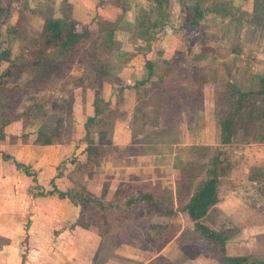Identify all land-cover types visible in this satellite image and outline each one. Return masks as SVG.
Returning a JSON list of instances; mask_svg holds the SVG:
<instances>
[{"label": "rangeland", "instance_id": "1", "mask_svg": "<svg viewBox=\"0 0 264 264\" xmlns=\"http://www.w3.org/2000/svg\"><path fill=\"white\" fill-rule=\"evenodd\" d=\"M245 1L250 2L251 8H254V0ZM2 2L6 1L0 0V3ZM16 2L22 6L24 4V0H16ZM263 10L264 5L261 13L255 17L259 29L260 25L264 23ZM149 13L151 16L152 13ZM16 18L17 16H15ZM25 24L22 23L26 33L19 34V39H15L12 49L14 57L16 53L19 55L14 65L24 66H14L12 75L7 77V83L15 87L19 86L17 100L21 98V103L18 106V111L28 110L33 101L37 105L29 112L28 126L30 127H26V131H33L37 134V130H40L46 134H52L54 140L59 139L60 142L68 144L70 138L78 137L76 126L79 124V114L76 105L78 106L79 103L74 104V98L79 99L78 97L84 94L85 87H89L93 95L98 91L101 92L103 79H105L104 77L108 78L104 72L109 76L118 73V66L109 64V62H113L111 58L113 48L111 50L109 48L115 46L116 43L113 37L108 40L104 37V30L111 24L98 18L94 25V32H90V35L80 45H77L72 51L65 52L62 56L57 54V49L50 48L47 52L48 56L57 58L61 62L64 61L56 67L49 80H35L34 76H38L41 70L31 69L28 66L30 62H21L25 58L20 51L21 46L30 50L35 49L38 43L42 42V32L39 30L41 22L26 24L27 26ZM114 24L117 26L118 23ZM68 25L70 23L67 21L63 28L66 29ZM202 25L198 34L189 36L178 31L173 38L162 39L160 46L166 47V52L159 50L154 58L155 61L150 62L155 70V75L138 88H135V84H133L138 99L132 110V116L127 119L132 129H125L132 133L133 145L126 148H115L109 139L108 132L112 131L110 128L116 122L118 124V120L121 118L118 105H115L114 102V104L104 105V109L98 117V123L96 121L92 129L93 137L96 138L94 144L100 147V155L93 163L80 164L76 159L78 156H72L68 162L66 159L70 156L71 151L64 150L65 144L62 150L60 147H56L54 153L60 154V156L51 175L56 176L58 180L63 178L61 182H58L59 188L63 189L66 184L71 186L76 184L84 187L89 193L111 202H120L126 196L135 195L138 192L155 191L158 195H163L167 201L172 197V204L170 201L167 206L171 204L174 209L178 208L180 203L175 200L176 180L178 179L179 183L185 186L186 194H188L190 189H186L188 183V181L186 183V177L189 180H198L201 177V172L204 171L202 170L203 164L212 149L220 146L218 115L223 108L222 105L219 106V93L225 89L230 80L241 89L255 88L258 85L259 76L264 75V30L260 29L262 31L259 32L258 29L256 33H252L250 28L246 30L248 25L243 20L226 22L219 20L218 23L206 20ZM140 26L144 29L142 25ZM241 27L244 28L242 32H240ZM150 28L154 29V27ZM217 29L220 32H217ZM7 38L8 36H6ZM186 41H189L187 43L189 45H186ZM106 43H109L111 47L106 46ZM178 43L182 46H189L188 54L190 56L187 55L182 62L192 65L195 69L201 68V73L206 79L203 86L204 100L202 102L197 97L191 99L188 95V91L190 92L192 88L198 86L197 83L191 82L190 78L183 73L170 71L172 69H170L169 61L174 55V49ZM245 44L254 46L248 48L247 45L245 47ZM120 62L122 59L119 60ZM5 65L7 64L4 63L1 66V70L6 67ZM69 69H72L73 73L76 71L80 73L79 77L71 76ZM141 75L144 77L147 75L146 67L142 70ZM183 79L186 82V89H184V84L180 83ZM176 82L178 83L175 86L180 91L178 95L181 98L179 100L180 108L177 113H174L176 107L172 102L163 104L160 101L163 100L162 90L170 83ZM26 84L28 85L26 90L30 91L29 95L23 88V85ZM79 86L85 90H79ZM114 88L118 89V87ZM28 96H32L33 99L27 98ZM191 103L200 105L199 109L193 111V118H191L192 115L190 117ZM100 106L103 107L102 104ZM172 117H177V119ZM17 125L21 126V122ZM94 132H96L95 136ZM83 134L84 130L78 139V144L84 143L82 141ZM196 146H205L209 150L202 154L195 149V153L192 148ZM224 150L230 160V170L222 178L219 187L221 199H229L230 195H233L243 201L249 207V214H247L246 208L239 207L237 217L240 220H238V224L242 233L246 234L248 228H242V225L248 223L245 217L249 216L248 219L252 225L250 228L254 230L252 234L247 235V238L246 235H243L238 238V241L235 240L238 242L237 244L232 243V239L228 240L229 246L226 254H244L248 257L249 262L264 260V196L259 194L256 184L247 180L253 169L264 166V143L254 142L252 137L245 136L239 130L233 141L224 146ZM192 162H196V165L192 166ZM188 163L190 166H182ZM186 168L189 170L187 176L179 172L180 169L186 171ZM30 175L26 180L19 178L21 183L23 180L25 181L24 188L14 187L15 184L9 188H2L0 185V249L6 245V250L0 252V255L6 256L9 249L13 250L11 247H7L11 240L16 245H24L23 252L26 253L22 254L23 256H27L32 247H36L34 245L40 244L31 234H29L30 238H27L22 233V228L16 229L13 234L12 230L6 227L7 219L3 216L8 210L21 207L22 204L26 209L24 211L27 212L34 206V193L38 190L36 184L38 180L40 182V177L34 178L32 181ZM130 181H133V184L129 183ZM8 189L14 193H10ZM186 194L182 195L186 196ZM182 198L181 203L187 201L186 197ZM52 204H57V201L48 205L52 206ZM236 209L233 206L232 216L234 214L236 216ZM133 212L134 217L129 215L123 217L119 211L109 210L104 213L101 222L94 221L93 224L97 230L99 225L100 227L102 225L104 229L100 246L102 250L99 251L100 253L98 252L97 256L100 262L104 260L107 264H128L123 259L115 258V247L121 242H129L145 249L143 257L146 259L158 253L147 264H225L220 254L210 256V251L202 248L204 240L199 233L193 230V224L185 212L177 211L174 215L161 218L160 222H166L161 225H164V238H169L167 241L162 237H151L146 231L148 222L158 223L154 221V217L153 219L150 216L142 217L139 210ZM202 221L216 231L232 230L235 232L237 230V221H233L229 214H220L217 209L211 210L207 218ZM21 223L28 226V215L26 218L24 216V222ZM235 237L233 239H237ZM169 242L171 244L167 245ZM164 245L165 247H162ZM18 256L15 254V258ZM2 264L5 263L2 262ZM7 264L19 263L11 260Z\"/></svg>", "mask_w": 264, "mask_h": 264}, {"label": "crops", "instance_id": "2", "mask_svg": "<svg viewBox=\"0 0 264 264\" xmlns=\"http://www.w3.org/2000/svg\"><path fill=\"white\" fill-rule=\"evenodd\" d=\"M196 3L201 9L230 6L231 11L227 15L222 13L221 16H216L218 18L216 23H218L219 20L223 22L229 20H243L244 23L248 25L246 30L250 28L249 30L252 33H256L259 29V24L256 19H252L253 9L251 8V3L245 0H168V9L161 13L163 17H159V8L155 0H24L23 6L16 2V0H13V10L8 22H6L10 25L18 24L19 21L27 25L38 21L41 22V24H39V30L42 31L44 22L47 19H66L67 21L73 20L83 23L84 25L88 24L90 32H94V25L98 18L107 22L116 21L118 24L112 35L116 45L110 46L111 48H109L110 50L113 48L111 52L113 62H109V64L118 66L119 70L116 75L112 76L104 72L105 75H108V78L104 77L105 79H103V88L101 92L98 91L94 95L89 87H85V91L81 89V86L78 87L79 90L84 91V94L80 96L81 99L80 97H78L79 99H77V97L74 98L75 100L72 98L74 104L79 103L78 106L76 105L79 114V124L76 126V134L78 137L70 138L67 142L68 144L60 142L59 139L52 144H39L36 142L37 134L33 131H27L29 132L28 140L24 143H0V185L2 188H9L13 184H15L14 187L21 186L24 188L23 186L26 184L24 180L28 179L30 173H34L30 175L32 181L34 178L40 177V182H42L40 183L38 180L36 184L38 190L34 193V206L31 207L29 212L24 211L26 209L24 204H22L21 207L8 210L5 215L3 214L7 219L6 227L11 229L13 234L16 232V229L22 228V233L25 234L27 238H30L29 234H31L40 244L34 245L36 247H32L27 256H23L22 254L26 253L23 252L24 245H16L15 242L11 240L10 245L7 247H11L13 250L9 249L6 256L0 255L1 264L2 262L7 264V262L11 260L19 264L23 262V264H107L103 259V261L100 262V259L97 257L98 252L102 250V247H100L102 245V237L98 234L97 228L93 223H88L87 227H82L78 224L80 207L77 202L69 198H59L57 195L46 194L53 189L52 181L56 189H60L61 191H65L67 188L71 187L70 184H66L63 186V189H61L62 187L59 188L58 182H61L63 178L58 180L56 176L51 175V171L53 172V170H55L56 162L59 160L60 156V154H55L54 150H56V147H60L62 150L65 144L66 147L64 150L71 151L66 161L69 162L72 156H78L76 158L77 161L83 163L85 157L82 155V150L85 149L86 145L84 143L78 144L77 142L79 141V137H81L85 119L88 116L95 115L94 103L96 100V104L101 110L100 114L102 109H104V105L106 106V104L109 103L114 104V102L116 103L115 105H118L121 118L118 120V124L116 122V124L110 128L112 131H107L109 139L115 148H126L133 145L132 133L129 130H125L132 129L127 119L132 116V110L138 99L133 84H135L137 80L144 78L141 74L142 70L146 67V61H155L154 58L159 50L164 53L166 52L167 48L160 46V42L162 39H171L177 35L178 29H180L183 21L191 15V8ZM149 12L152 13L151 16ZM15 16H17L16 19ZM94 17L97 19L94 20ZM157 17L162 19V21H160L154 29L150 28L146 32L147 35L152 37L151 40L146 41L145 29L141 28L139 22H153ZM92 20L94 22H92ZM260 27V29L264 30V23H262ZM217 30V32H220L219 29ZM243 30L244 28L241 27L240 32ZM9 33L10 30H6L5 25H3V28L0 29V40L5 39L6 36L10 35ZM16 39L19 38L17 37ZM246 45L248 48L254 46L252 44H245V47ZM100 58L103 61L101 56ZM120 59H122V62L119 63ZM72 69H69L71 76L79 77L80 73L77 71L73 73ZM114 87H118V89ZM82 91L81 93H83ZM100 104H102L103 107H101ZM76 107L74 106V109ZM27 127L29 128L30 126ZM95 135L96 132H94V136ZM94 141L96 142L95 137ZM3 155H9L15 161L24 164V167L28 169V173L26 174L23 170L17 169L13 160L4 159ZM19 178L24 179L23 183H21ZM9 191L10 193H14L12 190ZM40 192L44 194H38ZM219 196L220 201L212 206L208 214H210L211 210L217 209L220 214H229L233 221H237V230L230 238L232 239V243L237 244L240 236L246 235L247 238V235L254 232V230L250 228L252 225L248 219L249 216L245 217L248 223L242 225V228H248L246 234L242 233L241 227L238 224V220H240L237 217L239 207L246 208L247 214H249V207L233 195H230L229 199H221L220 193ZM55 201H57V204H52V206L48 205ZM233 206H235V209L237 208L235 210L236 216L235 214L232 216ZM27 215L28 226H25L21 222H24V216L26 218ZM153 217L154 221L158 222V224H166L165 221V223L160 222L164 217L150 216L152 219ZM190 221L191 224H193L192 220ZM234 237L237 239H233ZM171 242L167 245H170ZM227 243L228 241L226 242V252L229 246ZM5 246H2L0 252L6 250ZM162 247H165V245ZM115 249V258L123 259V261L128 264H147L158 255V253H155L153 256L146 259L143 257L145 249L139 248L129 242H121ZM15 254L19 255L18 258H15ZM238 255L244 254H230V256Z\"/></svg>", "mask_w": 264, "mask_h": 264}, {"label": "trees", "instance_id": "3", "mask_svg": "<svg viewBox=\"0 0 264 264\" xmlns=\"http://www.w3.org/2000/svg\"><path fill=\"white\" fill-rule=\"evenodd\" d=\"M5 1V3H0V29L3 28V25H5V29L10 30L9 34L11 36L8 35L7 39L5 38L0 40V70L4 63L7 64L6 67L0 71V143H24L28 140L29 135V132L26 131V127L30 122L28 119L30 116L29 112L32 108H36L37 105L33 101V103L28 107V110L21 112L18 111V106L21 103V98L17 100L19 98L17 97L19 95L17 93L20 90L17 89L19 86L15 87L14 85H9L7 83V77L12 75L13 67L24 66L14 65L16 64V58L19 55L16 53L14 57L12 49L14 39L17 37L19 38V34L26 32V30L24 29L21 21H19L18 24L12 25L6 23L8 22L13 10V0ZM254 1L252 19H255V17L261 13L264 5V0ZM155 2L159 8V17H161V13L168 9V0H155ZM230 11L229 6L201 9L196 3L191 8V15L183 21L180 29L178 30L181 34L185 33V35L189 36L198 34L199 30L203 27L202 24H204L206 20L211 23H216V20L218 19L216 16H221L222 13L227 15ZM95 17L94 20L97 19ZM159 17H157L153 22H139V24L145 29L146 41H149L152 38L147 35L146 32L150 29V27H155L160 21H162ZM66 22V19H47L44 22L41 31L42 42H39L35 49L29 50L24 46L20 47V51L23 53L22 56H25L21 62H30L28 66H30L31 69L38 68L41 70V73L38 76H34L35 80L51 79L56 67L64 61L62 60L61 62V60H58L57 58L48 56L47 52L50 48L57 49V54L62 56L65 52L72 51L77 45H80V43H82L88 35H90L88 24L84 25L83 23L71 20L68 21L70 25L64 29L63 26ZM92 22L94 21L92 20ZM115 22L116 21H108L111 25L106 27L107 31L104 30V37L106 40L112 38V33L116 28V25L114 24ZM188 42L189 41H186V45H189L187 44ZM105 45L110 46L109 43H106ZM178 45L175 47V53L169 61L170 69H172L170 71L183 73L185 76L190 78L191 82L197 83L198 86L192 88L190 92L188 91V95L189 98L192 99L197 97L199 101L202 102L204 100L203 86L206 79L201 73V68H197V70L192 65L182 62V60L186 59L187 55H189V46H182L180 43H178ZM150 64L151 63L149 61H146L147 75L143 79L136 81L134 85L135 88L146 84L155 75V70ZM258 79V85H256L255 88L246 90L241 89L230 80L226 84L227 86L225 89L219 93V106L222 105L223 108L222 112H219L218 115L220 146L212 149L211 154L203 164L204 167H202V170L204 171L201 172V177L198 180H189V178L186 177V183L188 181L186 189H190L188 194H186L185 186L181 185L178 179L176 180L175 200H178L180 203L178 204V208L174 209L171 205L172 197L167 201L163 195H158L155 191L138 192L135 195L126 196L120 202H111L89 193L84 187L76 184H73L65 191L58 190L55 185H53L52 181L53 189L48 191L46 194L57 195L59 198H69L70 200L76 201L80 207L78 224L82 227H87L88 223H95V220L101 222L104 217V213L109 210L113 212L119 211L123 217L128 215L134 217V210H139L140 216L142 217H148L151 215L165 217L174 215L177 211L185 212L189 219L193 222V230L196 233H199L201 238L204 240L202 248L204 250H209L210 256L220 254L225 264H264V260L249 262L248 257L245 255H227L226 242L235 234L234 231H216L202 222V220L207 217L212 206L220 201L219 187L222 178L227 175L230 170V160L227 157L224 146L233 141L239 130H241L245 136L252 137L254 142L264 143V75L259 76ZM177 83L178 82L174 84L170 83L168 87H165L162 90L163 100L160 101L163 104L172 102V104L176 107V109H174V113H177L180 108L179 100L181 96L178 95L180 91H178L175 86ZM180 83L184 84V89L187 88L184 79ZM27 87V84L23 85L25 93H28L29 95L30 91L26 90ZM27 98L33 99L32 96H28ZM96 103L97 100L94 103L95 115L88 116L83 123L84 134L82 136V141L86 146L85 149L82 150V155H84L85 160L83 163H79L84 165L93 163L96 157L100 155V147L99 145L94 144L92 132L101 111ZM199 108L200 105H197V103H191V118H193V111ZM172 118L177 119V117ZM20 122L21 126H18L17 124ZM51 135L52 134H46L45 132L39 130L37 132L36 142L39 144H52L56 140H54V137ZM192 149H194V151L197 149V151L202 154L206 151L208 152L209 150L208 147L205 146H196ZM3 156L4 159L13 160L17 169H22L26 174L28 173V169L27 167H24V164L15 161L9 155ZM193 165H196V162H192V166ZM182 166H190V163L187 165L183 164ZM179 172H182L181 174H186L187 176L189 170L188 168H186V171L180 169ZM247 180L256 184L258 186L257 190L259 194L264 196V166L253 169L248 175ZM129 183L133 184V181H130ZM38 194L42 195L44 193L40 192ZM182 194H186V196H183ZM182 197H186L187 201L181 203L183 200ZM170 201L171 204L167 206ZM163 226L164 225L151 221L146 224V231L149 232V236L151 237L157 236L164 238ZM98 234L101 237L104 236V229L102 228V225L101 227L99 225ZM168 239L169 238L167 237L164 238L165 241Z\"/></svg>", "mask_w": 264, "mask_h": 264}]
</instances>
